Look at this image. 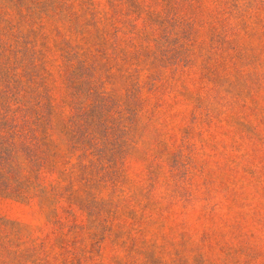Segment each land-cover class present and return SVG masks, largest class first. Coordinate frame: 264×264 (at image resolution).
I'll return each mask as SVG.
<instances>
[{
  "label": "rangeland",
  "instance_id": "1",
  "mask_svg": "<svg viewBox=\"0 0 264 264\" xmlns=\"http://www.w3.org/2000/svg\"><path fill=\"white\" fill-rule=\"evenodd\" d=\"M26 14L0 0V126L40 94L45 161L0 195V264H264V0Z\"/></svg>",
  "mask_w": 264,
  "mask_h": 264
},
{
  "label": "trees",
  "instance_id": "2",
  "mask_svg": "<svg viewBox=\"0 0 264 264\" xmlns=\"http://www.w3.org/2000/svg\"><path fill=\"white\" fill-rule=\"evenodd\" d=\"M16 4L22 3L26 6V16L34 22V18L40 13L42 0H15ZM36 31L31 29V35ZM26 42L29 43L27 40ZM31 42V41H30ZM25 55L29 61L30 73L34 74L37 66L35 64V50L29 46ZM8 75V73H5ZM32 107L27 109L24 116L30 117L23 122L10 123L4 121L0 126V195L14 197L24 200L32 185L31 177L38 176L45 161V136L40 137L37 130L42 129L45 121V112L40 107L42 98L40 94L33 93ZM18 108L16 113L20 112ZM45 126V125H44ZM23 169L30 173L28 177L22 174Z\"/></svg>",
  "mask_w": 264,
  "mask_h": 264
}]
</instances>
